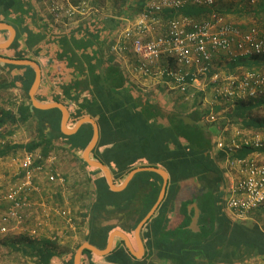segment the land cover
<instances>
[{
    "label": "trees",
    "instance_id": "1",
    "mask_svg": "<svg viewBox=\"0 0 264 264\" xmlns=\"http://www.w3.org/2000/svg\"><path fill=\"white\" fill-rule=\"evenodd\" d=\"M261 9H264V0L261 1ZM31 11L26 0H0V21L20 24L25 49H33L36 56L39 54L40 58H48L54 70L48 69L53 85L62 88L65 95L75 100V107L68 104L72 109L71 119L74 121L87 114L96 117L100 126V140L92 151L93 157L108 163L115 179H124L138 162L162 164L171 174L164 199L156 214L145 225L147 231L154 235L153 240L149 241L150 250L146 260L151 258L152 264H167L170 261L174 264H237L264 256V230L244 220L232 219L223 208L225 192L221 188L226 176L218 158L222 159L224 154L220 152L217 155L211 130L206 123H200L208 115V110L200 107L189 113L197 122L186 123L181 117L182 113L168 110L153 94L135 86L119 65L105 59L100 49L99 34L91 31L89 21L79 23L66 32L68 29L64 25L55 23L51 26L39 10L35 13ZM210 12L208 7L187 4L177 14L198 18L208 16ZM15 44L19 45L18 39ZM45 46L47 48L43 53ZM28 55L32 58L26 54H18L15 58L33 59V55ZM61 64L72 69L68 83L62 82L64 76L60 70L64 71V68ZM236 65L242 66L244 71L261 69L264 67V56L253 54L241 57L236 60ZM0 66L9 71L25 69L15 75L10 84L12 86L19 80L28 93L35 79V69L31 65L0 62ZM85 91L88 93L85 94ZM46 94L48 99L64 100L51 89ZM199 95L203 96L202 93ZM33 115L37 120L36 138L27 143L12 144L8 138L16 130V124L27 122ZM253 121L247 126L264 129V121ZM0 131V136L8 139L0 146V156L24 147L28 151L40 147L47 152L56 148L57 144H53L55 139H65L71 150L80 154L92 138L93 126L86 122L75 133L66 134L61 130L59 108L41 109L29 102L16 107H3L0 110ZM112 134L120 142V150L110 156L113 158L109 161L102 156L99 147ZM249 152V148H243L236 156L244 157ZM90 168L91 182L97 190L88 207L90 226L93 220L94 225L87 241L96 244L95 229L102 227V223H95L98 215L102 212L109 214V205L126 212L137 210L134 221V225H137L156 201L162 178L153 171L138 172L129 185L128 197L122 198L123 190H111L99 167ZM183 182L186 184L180 194ZM194 202L200 208L199 230L190 227L194 210L189 213L188 206ZM9 242L8 245L18 251L34 252L39 264L62 260V255L67 252L75 254V249L63 248L56 252L48 240L34 242L23 235ZM99 243L103 246L104 239ZM117 253L124 260L131 256L125 246L117 248ZM83 256L88 264H96L94 260L98 255L90 249H84ZM72 263L73 259L67 262Z\"/></svg>",
    "mask_w": 264,
    "mask_h": 264
},
{
    "label": "built area",
    "instance_id": "2",
    "mask_svg": "<svg viewBox=\"0 0 264 264\" xmlns=\"http://www.w3.org/2000/svg\"><path fill=\"white\" fill-rule=\"evenodd\" d=\"M218 1L147 0L134 20L124 27L113 48L133 56L135 72L168 79L182 93L209 76L216 83L214 93L222 100L264 98V71L226 76L210 73L214 55L221 51L233 57L238 54L264 56V31L256 25L243 29L229 21L218 10ZM40 2L45 13L66 28L77 25L99 8L97 0ZM187 4L208 7L211 12L200 19L177 14ZM166 11L171 16L165 31L161 32ZM214 117V113L207 115L209 121H214ZM214 148L224 153L227 168L230 173L233 169L236 176H232L225 191V207L234 219H245L264 204V134L235 128L232 135L219 136ZM243 148H249V154L236 156ZM63 158L61 149L56 148L47 152L25 151L19 157L18 181L0 195V200L7 204L0 219V240L19 235L34 242L48 240L56 252L60 251V245L72 246L79 240L82 230L79 204H76L80 199L79 188L74 186L75 176L63 171ZM58 190L61 200L56 199ZM74 197L76 201H71ZM253 264H264V261Z\"/></svg>",
    "mask_w": 264,
    "mask_h": 264
},
{
    "label": "crops",
    "instance_id": "3",
    "mask_svg": "<svg viewBox=\"0 0 264 264\" xmlns=\"http://www.w3.org/2000/svg\"><path fill=\"white\" fill-rule=\"evenodd\" d=\"M26 1L29 4L30 9L32 10L31 11L32 13H35L36 11L39 10L40 14L44 17V19L50 21L51 26L55 24V22L50 18V16L45 13L46 12L44 9L45 7L40 2V0H26ZM136 1L141 2L140 3L141 6L138 8V11L136 9ZM146 1L147 0H145V2L144 0L143 1L142 0H127V3L125 5L121 6L117 10H111V12L113 11V13H111L109 10L107 11L103 7H100V3H99L100 0H97V5L99 7L98 11L89 15L86 19L82 20L80 23H85L86 21H89L88 25L89 27H91V31H96V33L99 34V39L101 41L100 49L106 60L119 65L121 69L124 71V73L127 75V77L133 82V84H135V86H137L140 90L144 92L153 94L156 97L157 101L160 104L164 105L168 110L177 111L182 114L188 115L189 113L196 111L198 108L201 107L203 109L208 110V116L214 113V116H215L214 121H209L206 115L204 119H202V122H200V123H206L208 128L211 130L214 136L213 147L216 143V140L219 138V136L228 137L229 135L233 134L235 128L256 130L264 134L263 129H258V128L247 126L248 123L250 122L253 123L254 122L253 120H255V122L264 121V119H260L262 117L260 118L258 117V114L256 112V110L259 109L261 104H264V100L262 101V103H260V100L250 101V100H245V99H237L231 103L229 102L223 103L224 100L221 101L222 99H220L214 93L216 83L212 82L210 80V77L208 76L206 77L205 80H202L200 82H195L194 84H191L188 87V92L185 93V97H184V98H187L188 101L183 102L181 96L184 94H182L181 90L175 87L171 81H169L168 79H163V78H159L155 76H144L140 73L135 72L134 71L135 60L133 56L128 53L124 54V53L117 52L113 48V46L116 43V39L119 37L124 27L127 25L128 22H131L134 20L137 14H139V12L143 9ZM133 10L137 11L136 14H131ZM169 17H170L169 12L166 11L164 13V19H165L164 23L160 26L159 31L161 32L165 31V28L167 26L166 24L167 19H169ZM38 23H39V20H38ZM10 24L14 26V28L16 29L15 37L8 46H4V47L0 46V55L9 57V58H14V59H29V58H15L17 57L16 55L18 54L20 55L26 54L30 58L32 57L29 56L28 54L33 55V60H36L40 64L41 71H42L40 85L36 91L35 97L41 102L58 101V102L63 103L69 109V118L67 122L68 128L74 127L76 122L84 116H91L97 121L96 117L93 116L92 114L84 115L80 118H77L74 121L71 119L72 109L69 108L68 104H71L75 107L76 105L75 100L72 98V96H69L67 94L65 95L62 92V88H60L59 86L53 85L52 74L49 70L51 71H54V70H52L53 68L50 65V62H48V58L47 57L40 58L39 54L38 56H36L34 54L35 53L34 50L29 49L28 47H27L28 49H25L24 39L21 36L22 32L20 29V24L19 25L18 24L16 25L13 23H10ZM51 26L50 28H53ZM38 27L39 26H37V28ZM73 27L74 26H72V28ZM247 28L248 27H246V29ZM66 29H68L66 32H69V28H66ZM10 36H11V31L9 29H6V28L0 29V43L6 42L10 38ZM17 39L19 40V45L15 44ZM46 48L47 46L43 48L42 50L43 53H45ZM250 55H253V54H238L233 57V56L228 55L225 51H221L220 53H217L214 55L212 70L210 73L211 74L220 73L222 76H226L227 74H231V73L240 74V73H236V71L239 69L240 70H244V69L242 66L236 65V60H238L241 57L250 56ZM163 61H165V59H163ZM0 62H3V61L0 60ZM61 66L64 68V71L60 70V73L64 76V80L62 78L60 79H62V82L65 81L66 83H68L71 81L72 69L68 67H64V65L62 64ZM254 70L264 71L262 69H254ZM23 71H25V69L18 70L15 68L9 71L8 69L6 68L4 69L0 66L1 79L7 80V81L0 82V90L4 89V90H9L13 93H18V98L15 99V101H7V102L4 101L2 102V104L0 103L1 105H5L4 108H9L10 107L9 103H12L11 105H14L13 107H16L17 105H20L22 103H29V102H31L33 107H36L33 103V99L30 94V89L34 81L31 87L29 88L28 93H26V91L23 89L19 80L15 81V84L12 86L10 84V82L14 80V76L19 75V73H22ZM35 76H36V72H35ZM50 89L53 91V93H57V96L61 97L65 101L48 99L49 97L46 94V91L50 92ZM86 93L88 92L85 91V94ZM195 93H197V95L202 93L204 99L201 98L202 100H199L196 97ZM208 96H211V97H208ZM0 109H3V108L0 107ZM60 111H61V120H62V110L60 109ZM241 113H244V114L242 115ZM36 121H37L36 117L33 115L30 118V120H28L27 122L16 124L17 125L16 130H14V132L9 135V138H8L9 141L12 144L27 143L31 141L32 139L36 138V133H35L36 131L35 132L31 131L30 127L32 128L33 126L29 125V124H32L36 126ZM27 127H29L30 134L28 133L29 130L27 131ZM61 130H62V126H61ZM99 130H100V126H99ZM64 140L55 139L53 144H57L56 149H61L62 154L64 156V158L62 159V163H61L63 171L75 176L74 178H72V180L74 182V186H76V188H79L77 195H79L80 199H77L76 204H79L78 214L80 216V223L82 224V230H81L79 240H77L73 246L75 248V254H76V251L80 247V245L83 242L87 241L88 235H90L91 228L94 225V220H93L92 225L90 226L91 222L88 216V210H89L88 207L91 201L94 199L97 189H96L95 184L91 182L92 170L90 168L91 166L84 159L83 150L81 151L80 154L76 153L74 149L71 150L66 140L65 141ZM99 140H100V137H99ZM99 140H98L97 145L99 144ZM60 147H63V148H60ZM35 150H41V148L39 147ZM99 150L102 156L105 158V160L107 158V160L110 161L113 158L110 156L115 155V152L120 150V142L116 140V138H114V135L112 134V137L108 138L107 140H105L103 144H101V146L99 147ZM25 151H28L25 147L16 148L12 150L11 152L0 156V186H2L0 187V195H3V192L4 190L7 189V187H9L10 185H13L14 183L18 181L17 179L18 177L16 176L18 159L19 157H21V155L24 154ZM92 151L90 155L92 158H95L93 157ZM214 151L217 153V155L221 153L224 154L222 151H218L216 148H214ZM218 161L221 167H223L225 170L226 180H225V184H223L221 188L225 192L227 187H229L230 182L232 181V176L234 178L236 176L233 174V171H234L233 169H232V173H230L229 169L227 168V163L224 157L222 159L218 158ZM105 164L108 165V163H105ZM109 168L112 171V168L110 166ZM137 168H145V169L137 171L135 175L133 176V178L127 183V185L123 189L121 190H113L111 188L110 189L113 191L123 190L121 197L126 198L128 197L130 193L129 185L134 179V177L137 175V173L141 171H153V172L158 173L162 178L160 182L161 187L159 190L158 197L137 225H134V221L137 218V214H138L137 210L131 209L129 210V212H126L125 210L117 209L116 206L114 205H109V208H111L110 209L111 212L109 214H104V212H102L101 214L98 215L95 223L96 222L102 223L101 224L102 227H97L95 229L96 239H97L96 244L91 243L89 241L88 242L96 246L98 249H106L107 244L110 240L111 247L109 251L104 254H98L91 250L94 254L98 255V257L94 260L96 261L94 262L96 264H99V263L100 264H105V263L107 264H152L151 258L146 260L147 259L146 254L150 250L148 247L149 241L151 242V240H153L154 235L152 234L151 231H147V229L145 228V225L148 222V220L153 218V216L156 214L160 202L164 199L166 192H167V187L170 184L171 174L164 166H162V164H159V165L143 164L141 162H138L137 164L133 166L130 172ZM150 168H163L168 172V178H167L168 183L166 186L164 197L162 199H160V194L165 184V178L160 172H158L155 169L153 170ZM126 177L124 179H115V176L113 173V178H114L116 185L122 184L124 180L126 179ZM185 184L186 182L182 183L180 194L183 193ZM92 185L94 186L92 187ZM47 189H49V186H47ZM59 192L60 190H58L57 192V196H56L57 200L62 199V197L59 196ZM44 193L49 195V191L46 192L44 190ZM180 194H179V197H181ZM75 199L76 198L74 197L72 198L71 201L73 200L76 201ZM177 202H179V200ZM224 203H225V199H224ZM177 204L179 205V203ZM0 205H3L2 208L0 206V219H1L2 215L4 214L7 208L6 201L0 200ZM223 208L226 211V213L230 216L225 205ZM193 210L195 212L194 203L188 206L189 213L192 212ZM145 217H148L147 220L145 221L144 224L141 225V227H139L138 225ZM230 217L234 219L232 216ZM234 220H244L249 224L257 225L261 229L264 230V204L259 209L251 213L247 218L234 219ZM191 221H192V218H191ZM198 225L200 227L199 220H198ZM102 239H104L103 246H101L99 243L100 240ZM76 244L79 246L78 248ZM60 246H59V250L66 248L65 246L62 248ZM120 246H125L131 254V256H129L126 260L121 259L120 258L121 256L119 255V253H117V248H119ZM67 248H70V247H67ZM137 253H141V254L138 255ZM75 254L72 255V253L67 252L62 255L63 256L62 260L60 259L59 261L53 262L52 264L54 263L67 264V262L71 259H73L72 264H75ZM259 260L264 261V256H256L242 263H237V264H253ZM80 264H88L84 260L83 253L81 256ZM167 264H174V263L170 261ZM216 264H228V263L218 262Z\"/></svg>",
    "mask_w": 264,
    "mask_h": 264
},
{
    "label": "water",
    "instance_id": "4",
    "mask_svg": "<svg viewBox=\"0 0 264 264\" xmlns=\"http://www.w3.org/2000/svg\"><path fill=\"white\" fill-rule=\"evenodd\" d=\"M4 28L9 29L11 31V36L6 42L0 43V46H3V47L8 46L13 41V39L15 37V33H16V29L14 28V26H12L10 23H8L6 21H1L0 22V29H4ZM0 60L3 62H6V63H12V64H18V65H27L28 64V65L33 66V68L35 69V72H36L34 83L30 89V94H31V97L33 99V103L36 107L42 108V109L53 108V107L60 108L62 110V120H61L62 125L61 126H62V130L64 132H66L68 134L75 133L81 127L82 124H84L86 122H89L92 124L93 135H92L90 142L88 143V145L83 150V156L89 165L99 167L102 169V171L106 177V180H107L111 189H113V190L123 189L127 185V183L133 178V176L135 175V173L137 171L145 169V168H137V169L132 170L127 175L126 179L124 180V182L122 184L116 185L114 178H113V173H112L111 169L109 168V166L106 165L103 161H101L99 159L92 158L90 155L91 151L96 147L98 140H99V137H100V130H99L98 122L94 118H92L91 116H84L76 122L74 127L68 128L67 122H68V118H69V109L63 103L58 102V101L41 102L35 97L36 91L40 85V81H41V77H42V71H41L40 64L36 60H33V59H14V58H9V57H5V56H1V55H0ZM181 117L183 118V120L186 123H189V124H195L196 123V120L191 115L182 114ZM150 169L157 170L165 178V184H164V187H163L162 192L160 194V199H162L164 197V194L166 191V186L168 183V180H167L168 172L163 168H150ZM93 186L94 185H92V187ZM194 205H195V212H194V215L192 217L190 227L194 230H199L200 227L198 225V220H199V216H200V208L198 207L197 202H194ZM147 218L148 217H145L140 222V224L138 226L141 227V225L145 223ZM110 243L111 242L109 240L106 249H98L96 246L92 245L88 241L83 242L76 251L75 264H80L81 256H82L84 249H90V250L94 251L95 253L104 254V253L109 251V249L111 247ZM137 254L140 255L141 253H137ZM54 264H61V263H54Z\"/></svg>",
    "mask_w": 264,
    "mask_h": 264
},
{
    "label": "rangeland",
    "instance_id": "5",
    "mask_svg": "<svg viewBox=\"0 0 264 264\" xmlns=\"http://www.w3.org/2000/svg\"><path fill=\"white\" fill-rule=\"evenodd\" d=\"M261 1L262 0H219L217 8L218 10L224 15L229 21L235 23L236 25L243 27V29H246V27L256 25L258 26L261 30L264 31V9H261ZM100 7H103L105 10H117L121 6L125 5L127 3V0H100ZM141 2L136 1V9L138 11V8L141 6ZM102 8V9H103ZM137 11H132L131 14H136ZM113 13V11L111 12ZM205 17V16H203ZM199 19L202 17H198ZM165 20V19H164ZM264 70V67L261 68ZM245 72L244 70H237L236 73L242 74ZM1 79V76H0ZM208 79V78H207ZM4 81L3 79L0 80ZM207 81V80H206ZM182 101L187 102V98L185 97V93H182ZM196 97L200 100L201 98L204 99L203 96L197 95L195 93ZM211 97V96H208ZM18 98V93H13L9 90H0V103L4 101H15V99ZM191 98V96H190ZM245 100H260V103L264 100L261 97H256V98H248ZM223 101V100H221ZM235 100H224V102H234ZM0 107H4L5 105H1ZM12 103H9L10 107H13L14 105H11ZM228 104V103H227ZM7 105V104H6ZM8 106V105H7ZM1 110V109H0ZM258 117H262L260 119H264V104H261L259 109L256 110ZM33 126L32 128L30 127L31 131L35 132L36 131V126L29 124ZM25 127V126H24ZM35 127V129H34ZM29 130V127H27V131ZM264 130V129H263ZM2 132L4 130L2 129ZM0 131V133H2ZM30 134V130L28 132ZM36 133V132H35ZM1 135V134H0ZM8 140V139H7ZM3 136H0V146L7 141ZM2 187V186H0ZM225 197V195H224ZM4 205V204H3ZM3 205H0L1 208ZM5 210V209H4ZM20 236V235H19ZM8 237L3 240H0V264H39L36 258V255L32 251H28L26 253L18 251L17 249L10 247L8 244L10 243L9 241H14L16 239H20V237ZM22 237V236H21ZM77 245V244H76ZM72 246H65L70 247L69 249H75ZM61 248L64 246H60ZM79 246L77 245V248ZM65 248V249H66ZM68 249V248H67Z\"/></svg>",
    "mask_w": 264,
    "mask_h": 264
}]
</instances>
